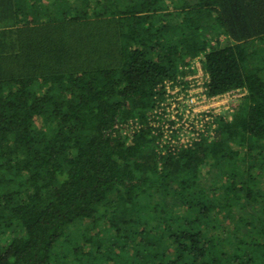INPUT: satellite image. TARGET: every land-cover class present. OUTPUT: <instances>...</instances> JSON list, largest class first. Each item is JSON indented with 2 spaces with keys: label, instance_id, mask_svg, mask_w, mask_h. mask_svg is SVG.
Returning a JSON list of instances; mask_svg holds the SVG:
<instances>
[{
  "label": "trees",
  "instance_id": "16d2710c",
  "mask_svg": "<svg viewBox=\"0 0 264 264\" xmlns=\"http://www.w3.org/2000/svg\"><path fill=\"white\" fill-rule=\"evenodd\" d=\"M0 264H264V0H0Z\"/></svg>",
  "mask_w": 264,
  "mask_h": 264
},
{
  "label": "built area",
  "instance_id": "2783aa9c",
  "mask_svg": "<svg viewBox=\"0 0 264 264\" xmlns=\"http://www.w3.org/2000/svg\"><path fill=\"white\" fill-rule=\"evenodd\" d=\"M194 70L195 74L190 77H194L199 70L202 71L201 66L198 69L195 65ZM203 76L206 79L204 72ZM188 78L185 79L188 82L186 86H178L172 83L167 84V94L171 98H169V107L166 114L168 120L162 130L164 141L184 147L191 144L201 133L213 135L215 128L214 116H218L216 114L217 108L214 107L224 103L223 101L226 99L231 97L238 99L242 95L239 90H235L222 96L207 97L204 87L202 86V90L196 92L192 87L197 85L198 81L191 82V79ZM236 93H239V95L237 96ZM158 111L161 113L162 108ZM171 121L174 122L173 125L169 123Z\"/></svg>",
  "mask_w": 264,
  "mask_h": 264
},
{
  "label": "rangeland",
  "instance_id": "374dc122",
  "mask_svg": "<svg viewBox=\"0 0 264 264\" xmlns=\"http://www.w3.org/2000/svg\"><path fill=\"white\" fill-rule=\"evenodd\" d=\"M195 67L200 69V65L198 62H196ZM188 79H191V82L198 81L197 85H194L192 87L193 89L196 90V92H199L200 90H202L203 82L206 80V79H204L203 72L201 70H199V72L196 73V75L194 77H189ZM236 95L238 96L239 93H236ZM236 100L237 99H235V97H231L229 99L224 100L223 101L224 103L216 105L214 107V108H217L216 114L217 115H223V116H229L230 112L232 110V107L236 103Z\"/></svg>",
  "mask_w": 264,
  "mask_h": 264
}]
</instances>
